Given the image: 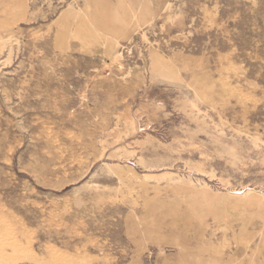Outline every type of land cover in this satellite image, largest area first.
Listing matches in <instances>:
<instances>
[{
  "label": "rangeland",
  "instance_id": "rangeland-1",
  "mask_svg": "<svg viewBox=\"0 0 264 264\" xmlns=\"http://www.w3.org/2000/svg\"><path fill=\"white\" fill-rule=\"evenodd\" d=\"M0 264H264V0H0Z\"/></svg>",
  "mask_w": 264,
  "mask_h": 264
},
{
  "label": "bare ground",
  "instance_id": "bare-ground-1",
  "mask_svg": "<svg viewBox=\"0 0 264 264\" xmlns=\"http://www.w3.org/2000/svg\"><path fill=\"white\" fill-rule=\"evenodd\" d=\"M128 116H129V114H128ZM224 261V260H223Z\"/></svg>",
  "mask_w": 264,
  "mask_h": 264
}]
</instances>
